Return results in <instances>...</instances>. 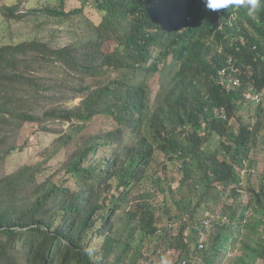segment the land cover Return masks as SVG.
<instances>
[{
	"label": "trees",
	"instance_id": "obj_1",
	"mask_svg": "<svg viewBox=\"0 0 264 264\" xmlns=\"http://www.w3.org/2000/svg\"><path fill=\"white\" fill-rule=\"evenodd\" d=\"M58 1L0 8L3 22L43 27L90 9L98 18L83 44L35 36L0 46V264H150L162 250L179 251L176 264H219L234 228L251 231L235 264H264V175L238 203L264 132L263 105L256 123L239 114L247 93L264 94V0H79L72 10ZM230 60L242 86L228 92L217 80ZM96 117L116 130L87 135ZM27 124L59 135L53 154L77 147L62 170L5 171L28 147ZM55 124L71 126L62 134ZM163 186L172 204L159 200ZM216 216L217 232L200 241Z\"/></svg>",
	"mask_w": 264,
	"mask_h": 264
},
{
	"label": "rangeland",
	"instance_id": "obj_2",
	"mask_svg": "<svg viewBox=\"0 0 264 264\" xmlns=\"http://www.w3.org/2000/svg\"><path fill=\"white\" fill-rule=\"evenodd\" d=\"M19 3H22V5L27 8H39L45 7L47 5L62 6L60 1L58 0H0V8H3L4 6H14ZM80 4L81 2L79 0H66L65 7L67 8V10H72L74 7ZM1 18L2 17L0 16V46L29 40L35 36L54 40L56 42L55 44L58 46L68 45L71 41H73L74 43L83 44L85 40H87V38L91 36L93 32L92 30L95 28V24H97L98 22L96 20L98 18L96 17L95 10L92 9H90L87 14L84 17H81L80 19H78L79 17H76L62 22H56L52 20L51 22H48V26L44 27L43 25H39L42 22V19H27L23 22L7 20L3 22L4 20L3 18ZM59 101L61 102V99H59ZM80 102L81 99H77L68 104H64V107L73 109V107L79 105ZM239 114L243 117L242 120L246 124L256 123L259 120L257 115V108L249 104H244ZM231 124L235 128L234 131H238L240 124L239 126L237 122H232ZM70 126V124H55V127L58 128L57 130L59 132H62V134H66L69 131ZM116 128L117 125L115 122L102 117H96L92 122L87 124L85 133L87 135H96L102 133L108 134L116 130ZM58 137L59 135H51L48 133L45 134L44 131L40 129L37 125L27 124L22 133L21 144L27 143L28 147L23 152H17L13 155L12 159L6 166L5 171L7 173H12L18 167L27 163L44 166L46 168V173H54L58 170H62V168H64V164L69 160V157L67 155H73L77 151V147L73 144H70L68 145V147L62 149L63 151L61 153L53 154V152L56 151L58 148L56 146V139ZM212 141L213 142L211 143V147H209L208 144L206 148L214 152L215 149L219 147V145L218 140L216 138ZM51 154L53 155L51 157H48L47 160L46 156ZM250 154V161H247V165L245 166L242 172L244 179V188L241 194L242 198L238 200V203L252 194L249 190L251 187H254L256 190H258L262 183L264 175V132H262L259 135V138H257V140L253 143L252 151L250 152ZM175 164L181 166L179 162H175L174 164H170L169 166H174ZM194 164H196V162L193 161V167L196 166ZM192 169H194L196 173H199L198 169ZM160 176L162 177L161 174ZM170 182L175 185L176 181L170 180ZM163 188L166 190V194L168 193V200H166L165 194H163L161 196V199L159 200H161V202L164 201V203L168 202L169 204H172L173 196L169 192H167V187L163 186ZM175 197H177L176 201L180 200L181 192L176 191ZM232 203L233 200H229L228 204ZM211 206L215 205L212 204ZM252 214L253 213H250V215ZM218 218L219 216H216L206 221V225H204V229H202L203 233L205 234L203 235L205 237H201L200 241H205L207 239L206 237L210 233L217 232L214 224L215 222L221 220ZM204 220L206 219L204 218ZM254 222L255 220H251L250 223ZM250 233V230L241 231L237 228H234V235L237 239V243L229 251L228 249L227 251H225L228 253L227 255H222V261L219 264H235L236 257L241 252V236L242 238L243 236L247 237ZM151 256L152 259L150 264H176L179 262L180 252L176 250H162L161 252L157 253L152 252ZM196 264L203 263L199 262Z\"/></svg>",
	"mask_w": 264,
	"mask_h": 264
},
{
	"label": "clouds",
	"instance_id": "obj_3",
	"mask_svg": "<svg viewBox=\"0 0 264 264\" xmlns=\"http://www.w3.org/2000/svg\"><path fill=\"white\" fill-rule=\"evenodd\" d=\"M235 19H236V17L235 16H232V21H230V24H232V22L234 23V21H235ZM234 24H232V26H233ZM227 38H228V36H227ZM218 46H220V45H218ZM218 48V47H217ZM219 51L220 52H222V49L220 48L219 49ZM223 71H226L229 75H231L233 78H238L240 81H241V79H240V77H239V75L237 74V73H229V72H235L236 71V69H235V67L233 66V62H232V60H230L229 61V64H228V66L226 67V68H223L221 71H220V74H219V79L217 80V83H218V85L221 87V88H223V89H225L226 91H228V92H230V91H232V90H234V89H238V88H241V86H242V81H241V84L239 85V86H234V85H232L230 88H227L226 86H223V84H222V80H223V76H222V72ZM249 94H261L262 95V97H263V101L261 102V104H256V103H253V102H250V101H248L247 100V95H249ZM244 104H254V106L255 107H258V106H264V94H262V93H247L246 94V96H245V103ZM233 247V245H231L230 247H229V249H228V251L231 249ZM224 255V254H223ZM184 264H186V262H184Z\"/></svg>",
	"mask_w": 264,
	"mask_h": 264
},
{
	"label": "built area",
	"instance_id": "obj_4",
	"mask_svg": "<svg viewBox=\"0 0 264 264\" xmlns=\"http://www.w3.org/2000/svg\"><path fill=\"white\" fill-rule=\"evenodd\" d=\"M222 76V84L227 88H230L232 85L239 86L241 84V81L238 78H233L226 71L222 72ZM247 100L256 104H261V102L263 101V97L261 94H249L247 95Z\"/></svg>",
	"mask_w": 264,
	"mask_h": 264
}]
</instances>
